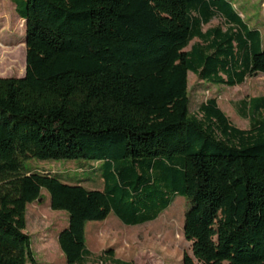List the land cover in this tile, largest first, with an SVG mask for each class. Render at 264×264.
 Segmentation results:
<instances>
[{"label":"trees","instance_id":"1","mask_svg":"<svg viewBox=\"0 0 264 264\" xmlns=\"http://www.w3.org/2000/svg\"><path fill=\"white\" fill-rule=\"evenodd\" d=\"M6 1L27 2V39L25 76L0 78V264H38L27 208L44 191L69 216L67 264L93 261L88 224L152 223L177 197L190 205L183 264H264V97L242 106L243 130L217 98L192 114L189 96L190 73L230 88L264 75L261 32L229 0ZM32 160L97 162L104 190Z\"/></svg>","mask_w":264,"mask_h":264},{"label":"rangeland","instance_id":"2","mask_svg":"<svg viewBox=\"0 0 264 264\" xmlns=\"http://www.w3.org/2000/svg\"><path fill=\"white\" fill-rule=\"evenodd\" d=\"M0 78H23L26 74V29L23 13L27 2L0 0ZM236 12L253 29L262 34L264 48V0H229ZM224 26L221 18L204 27ZM197 41V40H196ZM17 47L21 52L12 55ZM190 50V47L187 49ZM191 113L197 114L201 104L217 98L219 106L241 129H249V118L243 117L239 101L250 97H264V75L248 78L244 85L234 88L213 86L189 74ZM32 172L56 175L63 183L81 185L90 191H103L101 164L85 160H32L27 163ZM42 201L28 205L26 233L32 240V250L38 264H67L59 245L60 233L68 228L69 216L51 208V197L44 191ZM189 202L177 197L171 207L155 222L144 226H126L111 214L104 222L88 224V248L94 255L88 264H114L105 255L112 250L115 259L130 264H183L184 255L192 256V244L185 239L184 228ZM106 256V257H105Z\"/></svg>","mask_w":264,"mask_h":264},{"label":"crops","instance_id":"3","mask_svg":"<svg viewBox=\"0 0 264 264\" xmlns=\"http://www.w3.org/2000/svg\"><path fill=\"white\" fill-rule=\"evenodd\" d=\"M244 85V84H243ZM242 86V85H241ZM256 98H259V97H250V98H244L242 99L241 101H239V105H240V109L242 108V106H248L249 108V105L252 104L253 100L256 99ZM248 108H246L248 110ZM241 114H242V111H241ZM245 119H247L246 117H244ZM250 121V120H249ZM250 124V122H249ZM243 130H248V129H243ZM120 221V220H119ZM157 221V220H156ZM121 222V221H120ZM123 224V223H122ZM146 225V224H145ZM88 226V225H87ZM144 226V225H142ZM86 234H87V240H88V233L86 231ZM87 246H88V241H87ZM89 249V248H88Z\"/></svg>","mask_w":264,"mask_h":264},{"label":"water","instance_id":"4","mask_svg":"<svg viewBox=\"0 0 264 264\" xmlns=\"http://www.w3.org/2000/svg\"><path fill=\"white\" fill-rule=\"evenodd\" d=\"M39 201H42V200H39Z\"/></svg>","mask_w":264,"mask_h":264}]
</instances>
